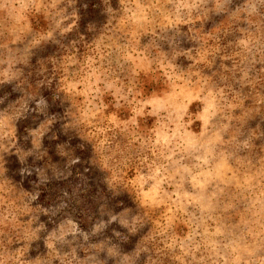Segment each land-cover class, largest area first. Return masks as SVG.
Here are the masks:
<instances>
[{"label":"rangeland","instance_id":"rangeland-1","mask_svg":"<svg viewBox=\"0 0 264 264\" xmlns=\"http://www.w3.org/2000/svg\"><path fill=\"white\" fill-rule=\"evenodd\" d=\"M0 264H264V0H0Z\"/></svg>","mask_w":264,"mask_h":264}]
</instances>
